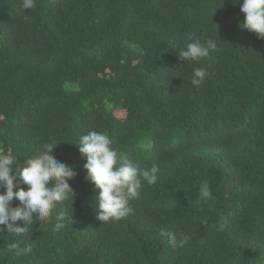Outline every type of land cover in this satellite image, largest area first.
Segmentation results:
<instances>
[{
  "label": "trees",
  "instance_id": "obj_1",
  "mask_svg": "<svg viewBox=\"0 0 264 264\" xmlns=\"http://www.w3.org/2000/svg\"><path fill=\"white\" fill-rule=\"evenodd\" d=\"M235 2L35 0L24 10L0 0V154L24 167L54 143L55 159L78 173L74 199L58 206L64 227L5 229L0 264H264V39L242 28ZM188 34L217 47L181 60ZM161 107L175 123L161 121ZM90 131L138 168L159 166L116 222L97 218L100 190L76 144ZM166 232L187 243L174 247ZM13 242L31 252L16 258Z\"/></svg>",
  "mask_w": 264,
  "mask_h": 264
},
{
  "label": "clouds",
  "instance_id": "obj_2",
  "mask_svg": "<svg viewBox=\"0 0 264 264\" xmlns=\"http://www.w3.org/2000/svg\"><path fill=\"white\" fill-rule=\"evenodd\" d=\"M235 3H240L236 0ZM22 7L34 9L35 0H22ZM241 11L245 14L242 23L245 29L256 33L258 38L264 39V0H242ZM186 47L178 52V58L184 61L199 60L209 57L210 50H215L217 44L214 40L202 43L192 34L187 35ZM205 70H194L192 84L199 86L205 78ZM124 109L117 110L116 114L123 119ZM162 117L161 121L169 124L175 123L178 114L171 108L161 107L156 110ZM112 125V124H110ZM159 136L160 129L157 124ZM131 142V140L126 141ZM78 145L82 157L86 160L84 165L88 172L87 179L93 182L99 189L98 216L100 221H119L133 212L130 201L142 198L145 183L149 186L157 183L159 179V166L138 168L126 157H119L112 146L110 137L99 131H90L79 137ZM58 144L47 143L33 158H28L24 167H17V157L11 154H0V233L5 229L7 233L17 236L28 232L29 226L39 222L43 224L55 219L56 229L64 227V211L61 206L74 199V190L69 184L78 173L74 167L58 161L54 157L53 150ZM158 143H151V146ZM27 185V190L19 184ZM200 195L208 198L211 189L207 182L201 185ZM18 200L21 206L13 207V200ZM23 220L25 226L21 227L17 221ZM204 223H207L205 221ZM223 224L217 230H222ZM170 238L174 247H183L187 243V237L182 236L179 241L175 233H163ZM9 253L16 258L25 256L31 252V247H21L13 242L8 247Z\"/></svg>",
  "mask_w": 264,
  "mask_h": 264
},
{
  "label": "rangeland",
  "instance_id": "obj_3",
  "mask_svg": "<svg viewBox=\"0 0 264 264\" xmlns=\"http://www.w3.org/2000/svg\"><path fill=\"white\" fill-rule=\"evenodd\" d=\"M104 73H109V70H108V69H106V70L104 71Z\"/></svg>",
  "mask_w": 264,
  "mask_h": 264
}]
</instances>
